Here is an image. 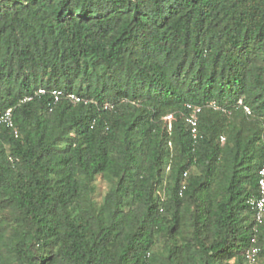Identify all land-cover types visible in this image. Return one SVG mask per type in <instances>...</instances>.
Listing matches in <instances>:
<instances>
[{"label": "trees", "instance_id": "1", "mask_svg": "<svg viewBox=\"0 0 264 264\" xmlns=\"http://www.w3.org/2000/svg\"><path fill=\"white\" fill-rule=\"evenodd\" d=\"M8 108L0 264H264V0H0Z\"/></svg>", "mask_w": 264, "mask_h": 264}, {"label": "built area", "instance_id": "2", "mask_svg": "<svg viewBox=\"0 0 264 264\" xmlns=\"http://www.w3.org/2000/svg\"><path fill=\"white\" fill-rule=\"evenodd\" d=\"M47 93H49V95L51 96L52 104L58 103L63 100L71 102V103H84V104L88 102H95V100L93 99H90V98L88 99L74 92L64 91L59 88H52L49 90L45 88H38L36 91H34L33 94L24 96L20 100V102L22 103L27 102V101L32 100L35 96H40V95H44ZM239 103H241V101H239ZM185 105L187 108L191 110L190 114L186 116V122L190 126V132L192 136L195 137L196 132H197V114L200 112L201 107L199 105L192 104V103H186ZM111 107L112 105L109 103L104 104V108L110 109ZM243 109L247 116L251 115V112L247 106H243ZM163 119L167 123L168 129H170L172 115L168 114L164 116ZM2 126L14 128L11 108L4 109V110L0 109V132H1ZM14 133H16L15 129H14ZM223 140L224 138L221 137V141ZM257 188H258V196L248 200V203L253 209L254 224L252 226V231L254 233L258 231V227L264 222V161L258 170ZM258 253H259V247L257 245L256 236L254 235L250 240V246L244 252L245 263L246 264H259Z\"/></svg>", "mask_w": 264, "mask_h": 264}, {"label": "rangeland", "instance_id": "3", "mask_svg": "<svg viewBox=\"0 0 264 264\" xmlns=\"http://www.w3.org/2000/svg\"><path fill=\"white\" fill-rule=\"evenodd\" d=\"M106 187H107V184L104 181H98L97 182V189H98L99 197L103 196Z\"/></svg>", "mask_w": 264, "mask_h": 264}]
</instances>
